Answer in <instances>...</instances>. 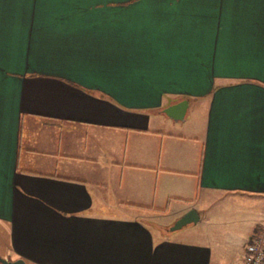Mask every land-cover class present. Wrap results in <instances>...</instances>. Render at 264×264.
<instances>
[{
    "label": "crops",
    "instance_id": "1",
    "mask_svg": "<svg viewBox=\"0 0 264 264\" xmlns=\"http://www.w3.org/2000/svg\"><path fill=\"white\" fill-rule=\"evenodd\" d=\"M228 195L264 204V0H0L1 257L244 264Z\"/></svg>",
    "mask_w": 264,
    "mask_h": 264
},
{
    "label": "rangeland",
    "instance_id": "2",
    "mask_svg": "<svg viewBox=\"0 0 264 264\" xmlns=\"http://www.w3.org/2000/svg\"><path fill=\"white\" fill-rule=\"evenodd\" d=\"M213 200V203H209V205L202 208L200 212L204 215H208V217L213 220L216 218L218 220L217 223H220V221L224 222L223 225L211 228L213 232L219 230L217 232L218 236H222L225 230L233 228L231 222L236 223L240 230L242 232L245 231L244 234L248 235L252 232L250 227L252 220L255 216L264 213V204L262 205V209H260V206L255 203L258 201L257 198L251 196H215ZM180 205L179 202H172L167 214L155 220L160 221L161 224L159 223V225L169 228L176 219L177 209Z\"/></svg>",
    "mask_w": 264,
    "mask_h": 264
},
{
    "label": "built area",
    "instance_id": "3",
    "mask_svg": "<svg viewBox=\"0 0 264 264\" xmlns=\"http://www.w3.org/2000/svg\"><path fill=\"white\" fill-rule=\"evenodd\" d=\"M244 264H264V228L253 232L246 242Z\"/></svg>",
    "mask_w": 264,
    "mask_h": 264
},
{
    "label": "water",
    "instance_id": "4",
    "mask_svg": "<svg viewBox=\"0 0 264 264\" xmlns=\"http://www.w3.org/2000/svg\"><path fill=\"white\" fill-rule=\"evenodd\" d=\"M199 216L195 209H190L180 217H178L174 223L169 227L170 231L179 230L189 224L197 222ZM1 264H29L24 258L6 259L0 256Z\"/></svg>",
    "mask_w": 264,
    "mask_h": 264
},
{
    "label": "trees",
    "instance_id": "5",
    "mask_svg": "<svg viewBox=\"0 0 264 264\" xmlns=\"http://www.w3.org/2000/svg\"><path fill=\"white\" fill-rule=\"evenodd\" d=\"M261 228H256L254 232H258L260 231Z\"/></svg>",
    "mask_w": 264,
    "mask_h": 264
}]
</instances>
